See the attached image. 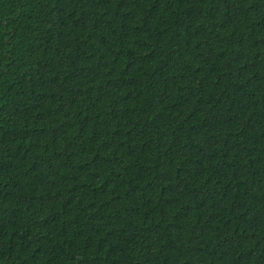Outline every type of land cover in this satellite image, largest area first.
<instances>
[{
    "label": "trees",
    "instance_id": "1",
    "mask_svg": "<svg viewBox=\"0 0 264 264\" xmlns=\"http://www.w3.org/2000/svg\"><path fill=\"white\" fill-rule=\"evenodd\" d=\"M0 264H264V0H0Z\"/></svg>",
    "mask_w": 264,
    "mask_h": 264
}]
</instances>
